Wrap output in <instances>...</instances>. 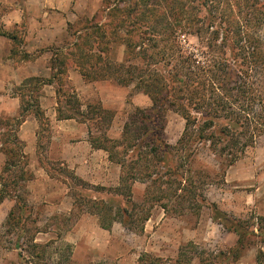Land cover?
<instances>
[{
	"label": "trees",
	"instance_id": "1",
	"mask_svg": "<svg viewBox=\"0 0 264 264\" xmlns=\"http://www.w3.org/2000/svg\"><path fill=\"white\" fill-rule=\"evenodd\" d=\"M210 1L201 0L196 5L199 8L207 5L204 28L193 27L201 20L199 17L181 14L184 10L182 0H165L164 7L168 11L161 9L156 16L144 12L148 10L149 0H133L132 4L121 8L120 2L107 8L108 22L95 23L91 32L76 34L73 53L53 51L48 78L35 76L23 81L26 84L25 81L30 80L35 85L21 89L18 115L0 116V154L5 156L0 170V203L6 198L13 200L5 224L8 230L17 229L21 238L26 235L25 248L14 244V248L19 249V260L11 264H41L38 260L45 251L43 244L35 241L39 230L30 233L26 227L30 209L20 194V186L29 174L25 168L27 156L23 152V142L17 134L29 112L38 120L41 129L47 127L48 119L38 100L43 84H57V118H80L79 121L86 122L91 146L106 151L108 159L120 166L116 187L93 186L74 172L69 175L74 182L72 186L80 190L94 188L120 198H91L78 193L79 199L93 208L87 212L96 215L99 226L106 230L117 221L131 231L142 232L151 205L155 204L164 211L171 207L174 212L186 208L199 212L207 204L205 188L223 183L226 169L264 133V39L254 32L264 25V0ZM139 7L145 10L133 15ZM120 30L123 34H119ZM188 31H194L198 38L203 31L209 33L200 51L202 59L191 51L193 47L187 50L186 39H180V34L184 36ZM91 34L96 38L87 45ZM0 36H8L13 41L17 38L16 33L1 30ZM117 41L124 45V56L120 61H113L108 56L110 48L107 45ZM90 52L97 53L94 60ZM69 55L73 61H68ZM28 56L26 52L24 59ZM70 64L87 81L110 79L124 86L133 84L149 97L150 107L136 108L125 119L120 136L108 137L106 129L114 116L113 111L100 101L81 108L68 82ZM169 109L183 119L182 131L173 144L164 138V114ZM103 123L101 135L94 137L92 125L101 129L98 126L103 127ZM203 151L218 161V170L207 169L199 161ZM134 182L145 184L140 202L132 198ZM83 202L75 196L73 205L81 208ZM210 205L214 209L213 219L237 235L235 245L229 249L232 257L238 258L250 245H264V214L243 221L228 217L215 203ZM187 245L195 248L191 241ZM184 246L178 248L176 264L180 263ZM195 257L197 264H207L201 256ZM213 257L217 260V255ZM192 259H188V264ZM255 261L264 264L261 248L257 249Z\"/></svg>",
	"mask_w": 264,
	"mask_h": 264
},
{
	"label": "rangeland",
	"instance_id": "2",
	"mask_svg": "<svg viewBox=\"0 0 264 264\" xmlns=\"http://www.w3.org/2000/svg\"><path fill=\"white\" fill-rule=\"evenodd\" d=\"M182 1L184 10L181 14H194L201 20L195 22L193 27H206L207 5H200L199 8L196 5H199L198 2L201 0ZM221 1L223 3L224 0ZM132 2L133 0H0V30L17 34L14 41L8 36H2V39L6 40L0 44V49L5 53L4 61L6 59L7 64L13 66L27 62L29 59L32 61L35 56L48 51V54L44 53L39 59L37 65V68L45 70L44 67L50 65L51 51L60 50L62 54L73 53L72 43L76 34L91 32L95 23L108 22L105 17L107 8L119 3L118 6L121 8ZM210 2H207L208 5ZM164 6L165 0H149L147 11H144L145 7H139L133 11V15H139L143 9L147 15L156 16L161 9L168 11ZM262 10L264 11V8ZM107 29L104 28V32ZM189 32L184 36L180 34V39H186L189 45V47L185 45L187 50L193 47L191 51L197 55V58L202 59L200 51L204 49L205 36L209 33L203 31L198 38L194 31ZM254 32L264 39V25L256 28ZM119 34H123V31L120 30ZM91 36L93 38L89 37L87 45L92 44L96 38L93 34ZM107 47L110 48L108 51L110 60L120 61L123 58L124 45L117 41L109 43ZM26 52L29 55L28 59H24ZM90 53L93 54L92 60H94L99 52ZM73 59L69 55L68 61ZM67 73L70 76L68 82L82 104V109H85L87 103L94 104L96 101H101L106 108L113 111L114 116L106 129V135L110 138L116 139L120 136L125 119L136 108L148 109L151 105L149 97L133 84L124 86L110 79L87 81L71 64L68 65ZM79 77L89 84L88 89L76 85ZM24 78L19 83H2L0 90L4 89L2 93L5 95H19L21 89L32 88L35 85L30 80H26L25 84ZM56 86L57 84L54 83V89ZM43 92L42 89L38 94L41 95ZM53 100L51 102L42 99L47 103V111L50 110L49 107L56 110V97ZM16 105L17 102L10 100L9 97L0 101V116H16L18 114L14 113ZM47 114H44L48 119L47 127L43 126L45 129H41L39 124L36 130L35 155L27 154L25 168L29 177L20 186V194L25 197L30 209L26 218V227L29 228L30 233L39 230L35 235V241L43 244L45 248L44 253L41 254L42 259L38 260L39 263L176 264L178 248L182 245L186 246L183 248L179 264H188L189 258H193L190 264H197L198 259L195 255L204 258L207 264L254 263L260 244L245 247L238 258L232 257L229 249L235 245L237 235L226 230L218 220L213 219L214 209L210 203H215L228 217L241 218L243 221H251L252 216L264 213V207L260 206L264 204V133L256 138L253 147H248L240 158L226 169L223 183L212 184L205 188L207 204H204L199 212L192 208L174 212L171 207L168 211H164L155 204L151 205L150 216L144 222L142 232L131 231L117 221L106 230L99 226L96 215L87 212L93 208L80 200L78 193L81 192L80 195L91 198L95 196L118 200L119 197H111L94 188L88 191L80 190L78 186H72L74 182L69 175L74 172L81 180L93 186L116 187L119 182L120 167L108 160L107 152L91 149L86 122L79 121L80 118L63 121L65 131H62L56 126V122L50 119L49 112ZM163 124L164 138L168 143L173 144L182 131L183 119L169 109L164 114ZM98 127L101 129L93 125L91 127L92 135L96 138L101 135L100 130L104 129L105 124L103 123V127L102 125ZM25 135L31 137L29 129L26 130ZM58 142H66L70 146L63 152L66 157L62 160L58 157L57 146L51 144ZM4 159L5 156L0 154V170ZM199 161L207 169L218 170L216 165L218 161L204 151ZM144 187V183H133L132 198L135 201H141ZM251 193H254L253 197L250 196ZM75 196L78 201L84 203L81 205L82 209L73 205ZM163 201L167 202L166 199ZM12 203L13 200L6 198L0 205V264H11L19 260V249L14 248L15 243L25 248L26 235L24 239L21 238L17 229H9V231L5 224L6 210L8 211ZM2 211L4 214L1 213ZM250 237L247 236L248 239ZM189 241L195 244V248L187 245ZM215 255L217 260L213 257Z\"/></svg>",
	"mask_w": 264,
	"mask_h": 264
},
{
	"label": "crops",
	"instance_id": "3",
	"mask_svg": "<svg viewBox=\"0 0 264 264\" xmlns=\"http://www.w3.org/2000/svg\"><path fill=\"white\" fill-rule=\"evenodd\" d=\"M4 41H6V40L5 39H2V36H0V44H2V42H4ZM44 53H47L48 54L49 52L48 51H44L43 53L35 56L34 59H32V61H31V59H29V60H27V62L25 61V62H22L20 64L17 63L16 65L11 66V65H8L7 64L6 59L4 61L5 53L3 52V50L0 49V86H1L2 83H5V84L6 83H9V82L19 83V82L22 81V78H24V77H25L24 79L29 78V77H35V76L48 78L50 76V73H51V57L53 55V51L50 52L52 54L50 55V65H49V67L48 66L47 67H44L45 70L44 69H41V68L40 69L37 68V65H39V59L41 57H43ZM31 70L33 72H31ZM35 71H37V72H35ZM67 75H68V73H67ZM69 77L70 76H68V78ZM78 79H79V82H77L76 85H79L78 86L79 88H86V89H88L87 87L89 86V84L85 83L80 77ZM53 84L54 83H51V84L45 83V84L42 85L43 88L41 87L40 90L42 91V89H43L44 92L41 93V95L38 96L39 105H40L41 109L43 110L44 114L48 115L47 113L49 112L50 119H53V121L56 122V126L59 127L60 130L65 131L64 130V127H63V123H64L63 121H68V120H71V119L74 120V118L58 119L57 116H55V113H56L55 108L49 107L50 110L47 111L46 110L47 103L42 101V99H45V100H49V101L52 102V100L55 99L56 93H55V89L53 87ZM45 87H48V88H45ZM1 88H3V86ZM3 90L4 89H1L0 90V101H2L3 99H5L7 97H9L10 100L16 101L17 102V105L14 108V113L15 114L19 113L18 111H20V109H21L20 108V102H19V95H17V94H12L11 96L5 95V94L2 93ZM54 104L56 105V102L55 101H54ZM101 104H102V102H101ZM50 112H52V114ZM5 113H7V112L5 111ZM38 125H39L38 120L35 118V116L32 113L29 112V113H27L25 115V117L23 118V121L21 122V124L18 127L17 134H18L19 139L23 142V152L25 153L26 156H27V154H29L30 156H34L35 155V149H36L35 136H36V130H37ZM78 125H80V124H78ZM27 129H29V131L31 133V137H27L25 135V132H26ZM51 144H53L54 147L57 146L56 148L58 149V153H59L58 154V157L61 160L64 159L66 156H65V154H63V152L66 151L65 150L66 148L67 149L70 148L69 143H66V142H61L60 143V142H58V143H51ZM90 146H91V144H90ZM91 149L92 150H95V151L96 150L97 151L102 150V149L93 148L92 146H91ZM257 151H259V150H257ZM110 162H112V161H110ZM116 165H118V164H116ZM253 195H254V193H251L250 194V196H252V197H253ZM253 199L254 198H252L251 201H253ZM4 200L0 203V205H2V203L4 202ZM260 206H263L264 207V204H261ZM1 213L4 214L3 211ZM6 213H8L7 210H6ZM260 248L264 251V245H261L260 244ZM255 258H256V254H255ZM253 264H256L255 259H254V263Z\"/></svg>",
	"mask_w": 264,
	"mask_h": 264
}]
</instances>
